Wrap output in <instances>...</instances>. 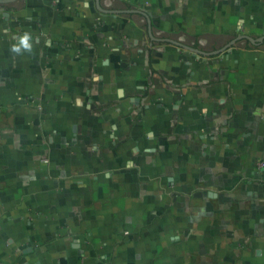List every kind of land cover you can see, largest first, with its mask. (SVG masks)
I'll return each instance as SVG.
<instances>
[{
  "label": "rangeland",
  "instance_id": "1",
  "mask_svg": "<svg viewBox=\"0 0 264 264\" xmlns=\"http://www.w3.org/2000/svg\"><path fill=\"white\" fill-rule=\"evenodd\" d=\"M151 2L0 10L2 263L264 264V59L219 52L190 65L206 82L182 78L185 52L152 60L147 18L99 10ZM25 32L31 51L14 53ZM193 80L220 109L204 136L165 118Z\"/></svg>",
  "mask_w": 264,
  "mask_h": 264
},
{
  "label": "crops",
  "instance_id": "2",
  "mask_svg": "<svg viewBox=\"0 0 264 264\" xmlns=\"http://www.w3.org/2000/svg\"><path fill=\"white\" fill-rule=\"evenodd\" d=\"M99 4L100 0H96L97 8ZM24 7V5H14L9 8L11 9L9 11H21ZM3 9L0 8V10ZM99 10L106 13L111 12L108 8L101 7ZM128 10L130 11H113L130 13L127 15L133 17L137 23L141 22L142 18H147L149 29L153 30L157 37L164 34L168 40L178 41L183 45L170 41H158L157 44L162 43V45L154 51L157 53L156 55L152 54V60L160 63L161 57L166 56L168 58L167 55L172 57V52L168 46L174 47L177 51L185 52L186 57L180 56L179 58L182 78L186 71L189 74H195L200 83L206 82L210 76L209 69L206 70L204 66H198L197 70L194 71L191 70L192 66L190 65L204 64L203 61L209 62L210 58L208 57L211 55L188 49V46H212L211 51L199 48L204 52H213L216 50L214 48H226L221 51L224 59L235 57L237 53L243 54L247 49L253 48V51H258L260 57L264 59V0H155L154 3H150L148 10L142 8ZM5 12L3 13L5 14ZM206 31L208 33H204ZM184 35L188 37L185 39L183 38ZM214 74V78H216L217 74ZM255 77L252 75L251 78ZM183 85L185 89L180 99L183 97L185 101L179 105L172 103L173 93L168 94L171 99L167 98V101L172 103L169 107L173 109H165V118L170 114L167 120L179 119L181 126L186 124L188 130H195L197 134L204 136L200 128L203 130L207 120L211 122L208 124L209 127L213 126L215 121L219 122L220 109L216 108L214 103H196L194 93L197 95V101L202 95H207L204 88L194 86H199L196 81L193 80V86L190 85L189 81ZM226 86H224V91H228V86ZM200 89L203 90L202 93ZM210 89L218 92L222 89V85L213 84Z\"/></svg>",
  "mask_w": 264,
  "mask_h": 264
},
{
  "label": "flooded vegetation",
  "instance_id": "3",
  "mask_svg": "<svg viewBox=\"0 0 264 264\" xmlns=\"http://www.w3.org/2000/svg\"><path fill=\"white\" fill-rule=\"evenodd\" d=\"M21 0H11V1H7V2H0V8H4V6H6L7 7V5H9L10 6V4L11 5H17L18 4V2H20ZM109 10H111V11H117V10H120L121 12H126V11H130V10H128V9H109ZM147 23H148V20H147ZM147 30H148V32H149V35H150V37L152 38V39H154L155 40V42H166V41H170V40H168V38L164 35V34H162L161 36H159V37H155V36H153L152 35V31L149 29V25H147ZM170 42H172V41H170ZM189 47H192V46H188V49H190ZM192 48H196V49H199V48H201V49H203V48H205V49H213L212 48V46L211 47H202V46H200L199 47V45L198 46H196V47H192ZM216 50L218 49V48H215ZM221 48H219L218 50H220ZM226 49V48H225ZM200 50V49H199ZM202 51V50H201ZM209 52V51H208ZM221 52V51H220ZM26 264H32V263H26ZM33 264H36V263H33Z\"/></svg>",
  "mask_w": 264,
  "mask_h": 264
},
{
  "label": "clouds",
  "instance_id": "4",
  "mask_svg": "<svg viewBox=\"0 0 264 264\" xmlns=\"http://www.w3.org/2000/svg\"><path fill=\"white\" fill-rule=\"evenodd\" d=\"M32 42L29 33L25 32L23 35L17 38V41L11 45V51L20 54L23 51H31Z\"/></svg>",
  "mask_w": 264,
  "mask_h": 264
},
{
  "label": "water",
  "instance_id": "5",
  "mask_svg": "<svg viewBox=\"0 0 264 264\" xmlns=\"http://www.w3.org/2000/svg\"><path fill=\"white\" fill-rule=\"evenodd\" d=\"M7 1H11V0H0V2H7ZM134 11H140V10H134ZM5 15H8V12H5ZM170 41H172V42H174V43H177V44H179V45H182L180 42H178V41H174V40H170ZM183 46V45H182ZM190 49H193V50H195V51H198L199 53H201V54H205V55H213V54H217V53H219L220 51H222V50H224L225 48H221L220 50H215V51H213V52H204V51H201V50H199V49H196V48H192V47H189Z\"/></svg>",
  "mask_w": 264,
  "mask_h": 264
},
{
  "label": "trees",
  "instance_id": "6",
  "mask_svg": "<svg viewBox=\"0 0 264 264\" xmlns=\"http://www.w3.org/2000/svg\"><path fill=\"white\" fill-rule=\"evenodd\" d=\"M0 264H4V263H2V262L0 261Z\"/></svg>",
  "mask_w": 264,
  "mask_h": 264
}]
</instances>
